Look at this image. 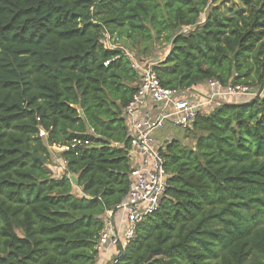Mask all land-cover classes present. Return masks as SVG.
<instances>
[{
    "label": "trees",
    "instance_id": "trees-1",
    "mask_svg": "<svg viewBox=\"0 0 264 264\" xmlns=\"http://www.w3.org/2000/svg\"><path fill=\"white\" fill-rule=\"evenodd\" d=\"M217 1L0 0V264H95L129 192L139 72L106 34L164 41L145 61L189 97L209 79L264 87V0L231 18ZM181 130L194 145L166 143V195L116 264H264V98L222 97ZM76 138L92 146L54 175L50 147Z\"/></svg>",
    "mask_w": 264,
    "mask_h": 264
},
{
    "label": "built area",
    "instance_id": "built-area-1",
    "mask_svg": "<svg viewBox=\"0 0 264 264\" xmlns=\"http://www.w3.org/2000/svg\"><path fill=\"white\" fill-rule=\"evenodd\" d=\"M105 41L111 48H118V38L106 34ZM125 54L132 59V67L139 72L137 92L124 109L130 137V187L124 199L102 217L103 229L96 245L98 257L95 264H116L136 237L138 226L161 207L168 188L169 173L164 156L167 144L166 141L159 143L157 132L168 126L178 129L191 127L206 106L222 97L257 96L249 85L234 82L226 85L219 79H209L206 82L207 92L201 97L192 94L191 98L197 101L190 103L189 93L161 84L154 68L156 63L146 62L128 51ZM110 63L107 61L105 66ZM154 109L159 110L156 116L151 114ZM39 135L48 137L43 128H40ZM91 146L88 140L76 138L69 145L53 147L60 151L81 152ZM65 165L64 162L63 171ZM69 176L72 179V175Z\"/></svg>",
    "mask_w": 264,
    "mask_h": 264
},
{
    "label": "rangeland",
    "instance_id": "rangeland-1",
    "mask_svg": "<svg viewBox=\"0 0 264 264\" xmlns=\"http://www.w3.org/2000/svg\"><path fill=\"white\" fill-rule=\"evenodd\" d=\"M248 0H218L216 4H212L213 6H218L219 11L226 17V18H231L235 16L236 14H239L246 9V4ZM212 3V1H211ZM116 38V37H114ZM135 43V42H134ZM133 42H122L121 40L119 41L118 48L120 49H125L126 51L133 53L134 55L137 56V58L143 59V60H148L152 59L153 61L159 62L162 58L163 55L165 54V51L168 49V45L165 44L164 41L157 42L155 44H148L144 45V43H138L134 44ZM147 50H146V47ZM139 53V54H138ZM144 53V54H143ZM152 61V62H153ZM252 89L256 95H258L261 98H264V87L260 88L259 85L256 83L253 84ZM188 101L190 103H194L197 101L196 98H188ZM169 113V111L167 112ZM152 116H156L159 114L158 109L151 110ZM171 122V120H169ZM159 143L165 142L168 143L174 138H181L183 139V143L188 145V146H193L194 145V140L192 136L186 137V133L178 128H174L172 126H168L166 129L162 131H158L156 134ZM51 151V159H50V165L49 168L52 169L54 175L58 176L60 174V171H63V164L64 162L61 160V153L58 152L57 150L53 149L50 147ZM72 181L76 182V177L74 175L71 176Z\"/></svg>",
    "mask_w": 264,
    "mask_h": 264
},
{
    "label": "crops",
    "instance_id": "crops-1",
    "mask_svg": "<svg viewBox=\"0 0 264 264\" xmlns=\"http://www.w3.org/2000/svg\"><path fill=\"white\" fill-rule=\"evenodd\" d=\"M201 95H202V94L199 93V94H198V97H199V96L201 97ZM51 148L57 150L58 152H63V151H60L58 148H55V147H53V146H52Z\"/></svg>",
    "mask_w": 264,
    "mask_h": 264
}]
</instances>
